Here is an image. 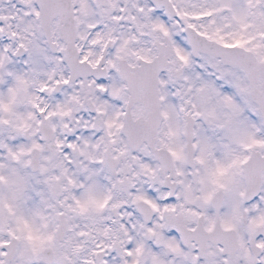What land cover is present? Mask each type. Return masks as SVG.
<instances>
[{
	"label": "snow or ice",
	"instance_id": "6c2138e0",
	"mask_svg": "<svg viewBox=\"0 0 264 264\" xmlns=\"http://www.w3.org/2000/svg\"><path fill=\"white\" fill-rule=\"evenodd\" d=\"M0 264H264V0H0Z\"/></svg>",
	"mask_w": 264,
	"mask_h": 264
}]
</instances>
